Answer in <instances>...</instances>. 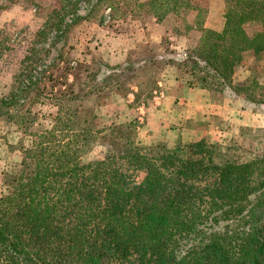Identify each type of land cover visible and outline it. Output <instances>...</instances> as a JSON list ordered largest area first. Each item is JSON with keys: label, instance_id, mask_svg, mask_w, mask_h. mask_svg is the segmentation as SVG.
<instances>
[{"label": "trees", "instance_id": "1", "mask_svg": "<svg viewBox=\"0 0 264 264\" xmlns=\"http://www.w3.org/2000/svg\"><path fill=\"white\" fill-rule=\"evenodd\" d=\"M104 2L110 0L93 8ZM146 3L156 20L193 8L192 0ZM224 5L221 29L199 28L197 42L173 58L190 75L189 86L228 85L239 96L253 80L234 83V71L254 73L244 54L264 52V0ZM129 64L103 67L116 77L137 69ZM86 93L56 96L59 106L41 128L29 108L9 110L31 142L0 195V264H264V153L224 158V147L199 139L148 155L125 136L129 125H113L107 154L85 162L91 134L77 118L87 115ZM14 98L3 96L0 109L13 107ZM125 165L141 169V181Z\"/></svg>", "mask_w": 264, "mask_h": 264}, {"label": "rangeland", "instance_id": "2", "mask_svg": "<svg viewBox=\"0 0 264 264\" xmlns=\"http://www.w3.org/2000/svg\"><path fill=\"white\" fill-rule=\"evenodd\" d=\"M97 1L0 0V99L15 94L14 106L0 109V195L9 188L6 176L17 169L22 148L31 142L9 110L29 108L36 113L35 128H41L48 122L46 115L59 106L54 98L70 91L88 94L87 115L77 118V126L91 134V145L82 156L85 162L107 154L106 138L113 125H129L125 136L140 144L141 150L147 148L148 155L184 148L199 139L224 147V158L264 153V52L244 54V63L254 73L239 66L232 76L234 83L253 80L239 96L246 92L263 103L236 96L228 85L211 84L201 88L207 105L197 116L185 119L168 105L166 130L154 136L147 126V116L162 106L159 101L167 93L176 98L173 105H183L177 99L184 97L181 92L190 75L173 56L183 55L186 47L197 42L199 28L221 29L224 0H192L193 8L186 14L176 16L170 11L163 20L155 19L147 0H110L93 8ZM59 3L64 8L53 12ZM50 15L56 16L52 22ZM253 28L246 27L248 32ZM146 58L151 60L138 64ZM126 62L137 69L123 76L114 77L103 67ZM107 74L111 77L105 78ZM156 123L155 118L151 126ZM98 129L103 132L98 134ZM119 140L116 146L122 149L125 140ZM123 169L136 182L144 176L141 169L127 165Z\"/></svg>", "mask_w": 264, "mask_h": 264}, {"label": "crops", "instance_id": "3", "mask_svg": "<svg viewBox=\"0 0 264 264\" xmlns=\"http://www.w3.org/2000/svg\"><path fill=\"white\" fill-rule=\"evenodd\" d=\"M205 90L201 88H193L184 87L182 89V99L181 100L183 105H173L174 101H176V98L174 96H170V94H166L159 102L162 103V106H159L158 108L155 107L154 110H151L152 115H148V129L153 132L154 136H160V134L165 131V127L167 126L166 119L169 117L168 111H166L167 106L169 105L172 107V113L176 114L180 117H184L185 119L190 116H197L203 109L206 107L207 103L205 101ZM202 96V98H201ZM157 120V126L152 127L151 123L153 119ZM236 117H234L235 119ZM148 130V131H149Z\"/></svg>", "mask_w": 264, "mask_h": 264}]
</instances>
